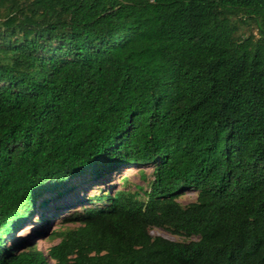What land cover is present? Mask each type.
I'll return each mask as SVG.
<instances>
[{"label": "trees", "instance_id": "16d2710c", "mask_svg": "<svg viewBox=\"0 0 264 264\" xmlns=\"http://www.w3.org/2000/svg\"><path fill=\"white\" fill-rule=\"evenodd\" d=\"M148 164L144 200L16 239L76 179ZM0 264H264V0H0Z\"/></svg>", "mask_w": 264, "mask_h": 264}, {"label": "rangeland", "instance_id": "374dc122", "mask_svg": "<svg viewBox=\"0 0 264 264\" xmlns=\"http://www.w3.org/2000/svg\"><path fill=\"white\" fill-rule=\"evenodd\" d=\"M254 24L249 21L246 25H241L243 32L249 34L254 32ZM153 170L154 166L151 164L148 165H133L129 168H122L119 171L113 172L111 174L101 175L100 178L95 181H91L90 175L87 174L84 178H78L72 185L77 186L76 192H70L67 196L68 198L60 197L57 203H50L49 207L39 209V207L34 208V211L30 218H28L23 225L22 230H20L16 235V239H32L34 237V243L37 244L39 250L46 252V250L57 244L59 242L58 238H51V232L56 231L57 227L61 224L62 219H67L70 216L72 211L81 213L80 207L82 204L89 205V202H84L87 198H92L98 196L101 193L109 192L110 194L115 193L117 190H129L131 193L137 192L139 198L144 200V193L149 190L150 184L153 181ZM139 189V190H137ZM54 195H50L52 198ZM66 196V197H67ZM197 197V191L195 190H186L181 192L177 197V202L185 207L190 203H193ZM67 200H81L82 203L77 205L75 209H69L66 213L60 214L58 217V207L63 206L67 203ZM39 204V201L36 203ZM41 212H44V216L47 219H50V222L47 225L41 221ZM57 217L53 218L52 217ZM68 226V225H66ZM149 234L152 237H162L171 242H189L197 240L196 237L186 238L182 235H176L168 230L161 228H151ZM10 244V241H8Z\"/></svg>", "mask_w": 264, "mask_h": 264}]
</instances>
